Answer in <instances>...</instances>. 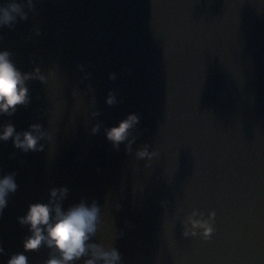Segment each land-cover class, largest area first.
<instances>
[{"label":"water","instance_id":"obj_1","mask_svg":"<svg viewBox=\"0 0 264 264\" xmlns=\"http://www.w3.org/2000/svg\"><path fill=\"white\" fill-rule=\"evenodd\" d=\"M0 46L47 76L0 123L53 134L42 152L0 143V171L19 185L0 214V260L23 251L17 217L28 204L66 185L65 206L101 205L93 239L117 247L121 264H264V0H37L27 20L1 29ZM132 111L140 123L127 152L104 128ZM144 143L157 152L147 166L134 155ZM193 209L215 212L207 240L183 235ZM49 254L26 253L30 264Z\"/></svg>","mask_w":264,"mask_h":264},{"label":"clouds","instance_id":"obj_2","mask_svg":"<svg viewBox=\"0 0 264 264\" xmlns=\"http://www.w3.org/2000/svg\"><path fill=\"white\" fill-rule=\"evenodd\" d=\"M37 0H0V29L13 28L18 21H25L30 12L36 10ZM33 31L39 35L40 28ZM81 82H87L89 91H93L92 73L86 64H79ZM110 80L117 78L116 72H110ZM39 80L42 83L47 76L36 65L30 71L18 66L14 53L6 47L0 46V117L14 116L18 108L30 102L28 82ZM104 103L113 106L118 103L117 92L109 89L104 97ZM99 111L92 112V116H99ZM140 123V116L135 111L128 112L115 124L104 128V136L114 148L124 144L127 152H133L136 136L133 130ZM101 128L97 121L91 127L93 134ZM53 134L40 122H33L26 128L18 129L16 124L9 121L0 123V143L11 141L13 147L20 152H42L44 141H51ZM137 159L150 164L157 156L150 145L144 143L135 149ZM19 185L16 172L0 171V214L8 206L9 197L15 193ZM70 189L66 185L52 186L46 200L30 202L23 215L17 217L21 226H27L28 234L22 241L23 251L11 254L6 262L0 264H30L26 255L41 247L50 250L48 258L43 264H121L122 256L115 246L105 247L104 244L93 239L102 223L101 205L96 201L80 199L65 206ZM215 212L209 211L207 216L203 211L193 209L184 222L183 235L196 236L207 240L214 232ZM5 249L0 245V256Z\"/></svg>","mask_w":264,"mask_h":264}]
</instances>
